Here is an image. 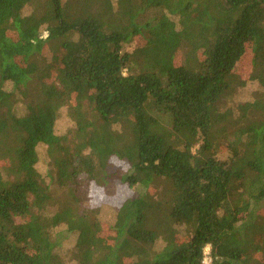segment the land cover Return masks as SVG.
<instances>
[{"label": "trees", "instance_id": "obj_1", "mask_svg": "<svg viewBox=\"0 0 264 264\" xmlns=\"http://www.w3.org/2000/svg\"><path fill=\"white\" fill-rule=\"evenodd\" d=\"M262 204L264 0H0V264H264Z\"/></svg>", "mask_w": 264, "mask_h": 264}, {"label": "rangeland", "instance_id": "obj_2", "mask_svg": "<svg viewBox=\"0 0 264 264\" xmlns=\"http://www.w3.org/2000/svg\"><path fill=\"white\" fill-rule=\"evenodd\" d=\"M128 49L130 50L131 48ZM248 62L249 59H247L237 70V73L242 78L246 77V74L248 72L247 66L249 67V63H250ZM259 92H260L259 86L256 83L250 82L246 84L244 88L240 89L237 93H235L234 96L231 98V100L235 104L239 102L252 101L254 96L258 95ZM70 125L71 123L68 121L65 115H61L59 116L56 122L55 131L57 133H62L68 127H70ZM223 152L224 153L220 156L221 158H224L227 155L225 151ZM37 153H38V163L35 167L41 174L46 176V173L48 171V166H47L48 160L45 154V147L39 146L37 148ZM117 165H120L123 169L126 168L125 165H122L120 163H117ZM129 194H131L130 191L126 189V186L121 184H117L115 186H109L105 189H99L94 187L91 191L92 202L96 205L104 204L100 208V212L98 215L99 220L108 224H112L115 218V209H114L115 207H113L112 205H117V203L120 201L121 198ZM109 203L112 205H110ZM54 210L55 207L50 208L48 214L53 213ZM260 211L261 213H264V204L261 205ZM52 238L55 241H57L58 246L56 249V253L63 260V264H75L74 260H72L71 258H72V253L74 251L76 235L73 233L66 232L65 227L61 226L52 231Z\"/></svg>", "mask_w": 264, "mask_h": 264}, {"label": "built area", "instance_id": "obj_3", "mask_svg": "<svg viewBox=\"0 0 264 264\" xmlns=\"http://www.w3.org/2000/svg\"><path fill=\"white\" fill-rule=\"evenodd\" d=\"M201 264H211L210 247L208 245L203 249V258Z\"/></svg>", "mask_w": 264, "mask_h": 264}]
</instances>
